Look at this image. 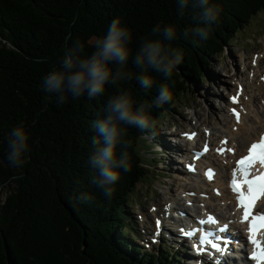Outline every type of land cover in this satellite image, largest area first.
Masks as SVG:
<instances>
[{"label": "trees", "instance_id": "16d2710c", "mask_svg": "<svg viewBox=\"0 0 264 264\" xmlns=\"http://www.w3.org/2000/svg\"><path fill=\"white\" fill-rule=\"evenodd\" d=\"M237 1L241 5L209 0L219 14L205 25L194 19L199 9L191 7L193 0L183 15L178 0H0V188L9 189L4 199L0 196V264H182L177 255L171 262L165 252H138L126 233L118 231L127 227L130 200L145 176L136 151L144 145L139 129L122 126L126 131L117 156H127L130 170L122 171L113 194L106 197L92 183L97 172L88 164L94 151L91 137L96 135L91 125L105 115L107 99L124 90L137 104L146 105L151 120L168 117L164 106L170 109L183 101L191 80L205 81L211 52L218 58L224 53L217 38L227 43L223 35L231 28L233 45L244 25L264 9V0ZM117 19L133 35V53L144 40L156 38L152 29L157 25L176 29V38L166 43L182 59L171 77L148 69L145 74L154 84L144 91L130 58L125 70L132 78L106 86L95 98L69 95L60 104L55 93L43 91L42 79L60 67L74 41L80 40L84 55L89 54L94 41ZM161 87L169 89L172 100L155 107ZM19 126L28 141L23 163L15 167L8 163L7 145ZM81 194L88 197L86 202L78 199Z\"/></svg>", "mask_w": 264, "mask_h": 264}, {"label": "clouds", "instance_id": "9594fccd", "mask_svg": "<svg viewBox=\"0 0 264 264\" xmlns=\"http://www.w3.org/2000/svg\"><path fill=\"white\" fill-rule=\"evenodd\" d=\"M189 7V0H178V12L183 15ZM193 9H199L194 19L202 24L214 23L219 10L210 5L209 0H193ZM200 35L206 36V30L198 29ZM155 39L144 40L138 50L133 53L131 45L133 35L122 26L121 22L113 20L106 33L92 44L93 50L85 53V45L76 40L64 54L60 67L50 71L41 81L46 93H55L57 102L63 104L69 95L73 99L87 96L89 99L102 95L108 85L118 86L132 78V74L125 70L131 58L139 75L135 76L140 88L148 91L153 87L152 76L145 74L152 69L158 74L169 78L174 67L181 61V55L172 49L166 42L176 38V29L173 26L161 28L159 25L152 29ZM185 35H189L185 31ZM70 39V37H69ZM172 100V94L167 87H161L154 101L155 107H160ZM103 118L92 122L91 128L96 133L91 137L94 151L88 159V164L94 168L97 175L92 183L99 188L103 195L111 197L113 185L120 179L122 171L130 170V163L126 155L117 156V146L123 143L126 128L135 127L141 131L151 133L153 124L147 114L146 105L137 104L136 100L127 91H118L106 101ZM28 135L22 127H15L8 140L7 160L10 166L19 167L22 156L27 150ZM87 201L88 197L81 194L78 198Z\"/></svg>", "mask_w": 264, "mask_h": 264}, {"label": "rangeland", "instance_id": "374dc122", "mask_svg": "<svg viewBox=\"0 0 264 264\" xmlns=\"http://www.w3.org/2000/svg\"><path fill=\"white\" fill-rule=\"evenodd\" d=\"M234 1L238 3V6L241 5L239 1L237 0H234ZM229 20L231 19L229 18ZM217 23L218 21L215 23L214 27L217 25ZM257 31H260L259 33L264 34V10L260 12L257 16H254L249 24L245 25L244 30L242 32L243 35L240 36V34H237L235 36L234 42H233L234 45L228 46L229 41L231 39L229 36L235 35V31H233L231 28H229V30L223 35V39L224 38L228 39L227 43L222 44L223 40L219 39V37L217 38V41H219L221 45L223 46L227 45L225 55L222 58H218L219 55H216L214 51L211 52L212 56H211V59L209 60V63L211 65L209 64L208 67L206 68V71H208V74L211 75V77L207 81H204V82L200 80L190 81V83L191 82L192 83H191V87H189L188 91L185 93L186 94L184 97L185 102L180 103L179 101L178 104L174 106L175 112L171 113V116L168 117V121H174V123L176 121L182 122L186 117L188 118L189 115L191 114L193 115V113H191L192 109H197V111L195 112L196 116L198 115V113H201L203 115V118L207 117L209 114H211V116L214 115L215 117H216V113L217 115L220 114L219 112H217V107H219V105L221 104L220 100L224 99V96L226 92L228 91V90L225 91V88L230 84L229 80H231V78H229V76L227 75L228 72L223 67V65L225 67L226 65H230V67H234V69H236L238 72H243L246 64H249V65L252 64L251 54L253 52H256V53L262 52L264 55V42L262 43L261 41H259L260 40L259 35H257L256 40L253 39V36H254L253 33H256ZM213 32L214 31L211 30L209 34H212ZM261 37H262V40H264V35H261ZM239 39H241V41H239ZM187 105H191V106H189L188 108H185V106ZM151 107H152V104H149L148 108H151ZM221 107H222V104H221ZM210 108L213 110V112H211L212 110L210 111ZM225 112L226 111L224 110V113ZM214 116H213V120H215ZM191 118H193V116ZM207 119H210V118H207ZM210 120L212 121V118ZM210 120H208V122ZM219 120L223 121L224 119L222 117H219L217 121ZM217 121L214 122L216 125L218 124ZM168 125L169 124L167 122V126ZM158 130L163 131V133L169 131L167 128H165V125L160 127ZM144 147L148 149L147 144H144ZM164 155H168L167 152ZM167 161H168V157H165L164 162H167ZM162 163L163 161L158 164H162ZM155 170H156L155 173H153L154 176L152 174H149V177L145 180V182L139 185L138 193L139 195L145 194L149 196V198H155V200L158 202V201H161L160 194L167 193L168 192L167 188L173 187L174 182L172 179H167L162 184L160 182V174L158 173L161 171L158 167H156ZM156 172L158 175H156ZM172 173L175 174L176 171L174 170L172 171ZM0 192H1V195H0L1 199H4L7 192H9V189L4 186L0 188ZM139 202H140V198L137 202V206H140ZM130 209L132 210V208ZM140 210H143V208ZM137 213H140V212L137 211L136 215Z\"/></svg>", "mask_w": 264, "mask_h": 264}, {"label": "bare ground", "instance_id": "6f19581e", "mask_svg": "<svg viewBox=\"0 0 264 264\" xmlns=\"http://www.w3.org/2000/svg\"><path fill=\"white\" fill-rule=\"evenodd\" d=\"M226 68H229L228 65H226ZM231 69L232 68L230 67L229 70H231ZM252 69H253L254 73H256L260 69L259 73L254 75L253 80H251L249 74L243 73L242 75H239L236 78V82H235L236 87H237V81L239 79L245 80L246 81L245 95H249V97H250V99L248 101H244L249 107V114L244 115L242 122L238 126V130H236V131L233 130V126L235 123L233 122L232 116L228 113V110H226V112L224 113L225 127H223V128L219 127L218 122H217L218 123L217 125L214 123L216 121L213 120V116H211V114H209L207 117H205L203 119V115L201 113H198V115H197L198 118H197V116L195 114V112L197 110H195L194 116L196 117L197 122H200L199 127L191 124L192 128L199 129L200 131H202V128L204 126L211 128L212 134H211L210 138H211V140H215L216 142H218V140L220 139L221 136L229 135L231 137V142H236L237 147L239 149V152H238L239 154L243 153V151H240L241 147L246 146V144L249 141L255 139L259 135V133L262 130H264V104H259L264 99V59L260 58L259 59V67H254ZM231 76H232V79H234V77L237 76V73L236 74L233 73ZM231 82H232V80H231ZM235 89L236 88H233V91H230V92H234ZM228 90H229V87H228ZM245 95H244V97H245ZM220 106H221V104L219 105V107H217V110L220 109ZM211 110L212 109L210 108V111ZM211 112H213V110ZM207 118H210V119L212 118V121L210 119H207ZM191 119H194V118H191ZM208 120H210V121L208 122ZM210 125H212V126H210ZM202 139H204L203 134H202ZM183 143H184L185 147H189L190 145L193 144L191 142L186 141L185 139H183ZM187 151H189V149H187ZM210 155L211 154L208 155L209 159H211ZM165 157H168V156L164 155V158ZM176 160H177V158H176ZM206 160H208V159H206ZM226 160L229 161V158H226ZM173 164H175V166L178 168L177 172H179V167H180L179 164L176 161L173 163L172 159H168V161L166 162V165H165L166 168L163 171L168 172L169 167L173 166ZM213 167H214V170L217 173H219V176L214 183H205L204 186L208 187L209 185L219 184L220 186L224 187L223 182H222V176L225 177V172L227 170L226 165L218 164V165H213ZM179 178L176 179L175 186H177L179 189H181L180 195L184 192H189V191L197 189V187L194 184L187 183L186 185H183L181 183L182 176H179ZM199 178H200V180L203 181L202 175H199ZM199 191H204V189H200ZM180 195L177 194L175 196L174 200H171L172 204H174L175 202L179 203L178 197ZM213 200H217L220 204L223 201L225 202L226 207H217L218 210H222V209L227 208V207L230 208V211L233 210V207L231 206L233 200L231 197L226 196L225 194L221 197H218V196L211 193V197H210L209 204H208L209 208H214V204L212 202ZM201 201H204V200H201ZM183 204H185V200L183 201Z\"/></svg>", "mask_w": 264, "mask_h": 264}, {"label": "snow or ice", "instance_id": "6c2138e0", "mask_svg": "<svg viewBox=\"0 0 264 264\" xmlns=\"http://www.w3.org/2000/svg\"><path fill=\"white\" fill-rule=\"evenodd\" d=\"M233 103L239 102V96H233L230 98ZM236 120H240V112L235 108L232 109ZM189 139L193 138L194 134H186ZM208 149L205 147L204 151ZM233 151L232 149H228ZM219 151V149H218ZM259 162L264 165V135L261 138L253 142L249 149L248 154L242 157L238 162V167L233 171V179L231 181L232 188L235 192L239 193V204L244 209V215L242 222L247 221L250 225L248 232L250 233L249 240L255 246V251L251 253L250 259L254 260L256 264H264V241L257 238L259 232L264 230V213L253 215V209L256 202L264 197V173L252 175V169L254 165ZM237 172L243 174V180L236 178ZM245 184L248 186L247 191H243L241 185ZM211 222H215L211 217ZM194 233H186V235H193ZM207 237V234H206ZM206 239V238H205ZM213 249H219L217 243H212Z\"/></svg>", "mask_w": 264, "mask_h": 264}]
</instances>
